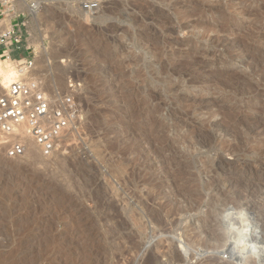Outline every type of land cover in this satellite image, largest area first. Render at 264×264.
<instances>
[{
  "label": "rangeland",
  "instance_id": "rangeland-1",
  "mask_svg": "<svg viewBox=\"0 0 264 264\" xmlns=\"http://www.w3.org/2000/svg\"><path fill=\"white\" fill-rule=\"evenodd\" d=\"M0 3L79 113L48 157L0 151V264H237L220 214L264 226V0Z\"/></svg>",
  "mask_w": 264,
  "mask_h": 264
},
{
  "label": "built area",
  "instance_id": "built-area-1",
  "mask_svg": "<svg viewBox=\"0 0 264 264\" xmlns=\"http://www.w3.org/2000/svg\"><path fill=\"white\" fill-rule=\"evenodd\" d=\"M3 9L0 3V21L17 18L10 8L5 9L10 11L6 17ZM25 26L22 20L10 22L0 32V58L11 63L17 73L16 79L0 92V151L9 158H20L25 140H30L48 157L60 140L75 130L79 114L73 98L75 87L70 84L66 94L55 93L53 97L46 92L43 80L35 76V54L28 44L30 35ZM15 54L19 56L14 58Z\"/></svg>",
  "mask_w": 264,
  "mask_h": 264
},
{
  "label": "clouds",
  "instance_id": "clouds-1",
  "mask_svg": "<svg viewBox=\"0 0 264 264\" xmlns=\"http://www.w3.org/2000/svg\"><path fill=\"white\" fill-rule=\"evenodd\" d=\"M220 221L224 225L220 232L223 246L237 258V264H251L249 257L254 264H262L264 226H254L248 210L239 204L223 211Z\"/></svg>",
  "mask_w": 264,
  "mask_h": 264
},
{
  "label": "bare ground",
  "instance_id": "bare-ground-1",
  "mask_svg": "<svg viewBox=\"0 0 264 264\" xmlns=\"http://www.w3.org/2000/svg\"><path fill=\"white\" fill-rule=\"evenodd\" d=\"M11 1V0H10ZM13 1V0H12ZM177 3H179L178 1H176ZM34 8V6H29L27 4H25L22 8L23 11H25L26 13H28L29 15H34L36 13V9H32ZM248 14V12H247ZM7 22V20H5ZM1 22H4V21H1ZM6 22L1 23L3 24L2 26H0V30H5L8 28V24H6ZM3 27V28H2ZM170 32H172V29H169ZM194 65V64H193ZM196 65V64H195ZM192 66V65H191ZM0 77H1V84H0V92L3 91V89L10 83L12 82L13 80L16 79L17 77V73L14 71V69L9 66L7 64V62H1L0 63ZM189 98V100L191 102H196L200 99V97L198 98L197 95H189L187 96ZM202 101V100H201ZM24 152L27 153V154H32V155H36V153L39 152L40 154V151H39V148L34 144V142L30 141V140H25V149H24ZM262 156H264V149L263 151L261 152ZM251 204V203H249ZM248 205V204H247ZM254 205V204H253ZM250 206V205H249ZM208 229H204V232H206V234L208 233L207 232ZM210 233V232H209ZM215 234V235H214ZM210 235H214V237L216 238L218 236V234H216V232L214 233H210ZM219 237V236H218ZM226 250V249H224ZM229 254V256H231L232 258L236 259V262H237V258L235 256H233V254L227 249V251ZM226 252L224 251V253L226 254ZM223 254V253H222ZM152 260V259H151ZM149 261L148 260V263L146 264H152L151 262L153 261ZM219 264V263H218Z\"/></svg>",
  "mask_w": 264,
  "mask_h": 264
},
{
  "label": "trees",
  "instance_id": "trees-1",
  "mask_svg": "<svg viewBox=\"0 0 264 264\" xmlns=\"http://www.w3.org/2000/svg\"><path fill=\"white\" fill-rule=\"evenodd\" d=\"M18 56H19V54H15V55H14V58H17Z\"/></svg>",
  "mask_w": 264,
  "mask_h": 264
}]
</instances>
